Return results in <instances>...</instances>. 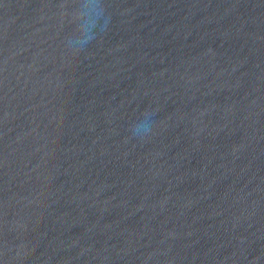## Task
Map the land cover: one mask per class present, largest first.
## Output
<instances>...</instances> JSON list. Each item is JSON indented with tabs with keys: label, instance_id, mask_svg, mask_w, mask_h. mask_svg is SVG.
I'll list each match as a JSON object with an SVG mask.
<instances>
[{
	"label": "water",
	"instance_id": "obj_1",
	"mask_svg": "<svg viewBox=\"0 0 264 264\" xmlns=\"http://www.w3.org/2000/svg\"><path fill=\"white\" fill-rule=\"evenodd\" d=\"M0 264H264V0H0Z\"/></svg>",
	"mask_w": 264,
	"mask_h": 264
},
{
	"label": "clouds",
	"instance_id": "obj_2",
	"mask_svg": "<svg viewBox=\"0 0 264 264\" xmlns=\"http://www.w3.org/2000/svg\"><path fill=\"white\" fill-rule=\"evenodd\" d=\"M150 115H146L145 118L136 125L134 131L138 135L147 134V132L150 130Z\"/></svg>",
	"mask_w": 264,
	"mask_h": 264
}]
</instances>
